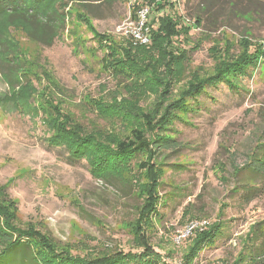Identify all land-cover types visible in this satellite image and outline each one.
Wrapping results in <instances>:
<instances>
[{"label":"rangeland","instance_id":"374dc122","mask_svg":"<svg viewBox=\"0 0 264 264\" xmlns=\"http://www.w3.org/2000/svg\"><path fill=\"white\" fill-rule=\"evenodd\" d=\"M170 1V13L190 23L199 14L203 21L189 41L179 42L168 68L165 31H157L154 46L135 43L126 20L128 0H47L32 15L0 13V198L10 201L24 227L48 235L53 248L82 258L136 252L127 223L137 217L141 199L135 191L148 178L134 162L118 158H103L96 168L97 155L88 148L69 160L66 145L73 137L58 127L61 110L86 133L115 141L130 127L149 129L142 114L165 93L166 80L162 103L178 98L194 72L210 73L222 49L239 54L236 36L264 42V0ZM156 15L162 11L149 12L148 19ZM27 16L36 24L29 26ZM30 27L46 34L47 42L29 36ZM260 55L251 76L241 78L243 90L223 82L206 87L197 112L173 124L179 146L158 154L157 174L164 182L159 195L168 199L145 234L158 254L137 257L143 264H183L187 237L216 221L224 235L212 246L204 243L192 264H233L250 247V225L264 221V167L257 172L247 166L251 158L264 161ZM170 69L173 78L166 76ZM250 187L255 190L244 192ZM201 221L206 223L182 238L187 225ZM257 261L264 264V247Z\"/></svg>","mask_w":264,"mask_h":264},{"label":"trees","instance_id":"16d2710c","mask_svg":"<svg viewBox=\"0 0 264 264\" xmlns=\"http://www.w3.org/2000/svg\"><path fill=\"white\" fill-rule=\"evenodd\" d=\"M46 1L0 0V13L19 14L21 11L22 14L32 15L29 12H34L33 9L37 10L39 4ZM146 2L150 6V12L155 11L159 13L162 11V15H156V19H154L156 16L149 19L151 26L150 43L154 46V42L158 36L157 31H165L167 37L166 47L168 49L166 52L169 57L166 63L168 68L170 61L177 56L174 51L180 48L179 42L189 41L190 31L193 27H201L203 18L199 14H196L194 15L193 22L190 23L184 16L170 13L169 10L173 8V3L170 0H147ZM138 7L139 4H136L133 8L135 10ZM36 21L37 19H29L27 16L26 22L29 26L34 22L36 24ZM215 29L213 28V30ZM31 31L32 28L29 31V36L33 39L47 42L48 38L46 34L39 36ZM245 35L236 36L235 39V44L241 49L239 54L234 55L231 49H222L224 51L223 54H219L213 60L214 67L210 73L202 76L200 71L194 72L191 76L195 80L191 82L190 86L183 93L179 94L178 98L169 102L167 101V103H162L163 98L161 97L168 94L167 88H169V84L166 80L164 82L165 93H162L163 95H156V102L148 111L142 114L143 122L149 124V129L142 130L138 127H130L128 133L121 138L119 137L117 140L109 143L104 142L99 137L86 133L83 126L74 120L75 118L71 113L63 112L61 110L63 109L61 99L55 103L60 108L63 116L59 121L58 127L64 130L67 129L66 132L70 130L73 137L66 145L69 151V155H67L69 160H71L72 156L85 154L84 151L88 148L94 150L97 155L94 161L96 168H100L103 164V158L108 162L118 158L123 160L124 163L134 162L137 170L147 173L146 184L142 188L140 187L138 191H135L136 195L141 199V204L137 207V217L127 223L133 240L138 243V250L136 252L117 250L107 253L102 252L92 258H82L74 256V254L72 255L64 247L53 248L51 243L53 241L48 235H42L36 229L24 227L23 223L17 220L16 211L15 209L13 211L11 208L12 204L10 201L0 198V264H143L142 259L137 257L158 254L152 250V246L148 240L149 237L145 235L152 225V218L155 215L160 216L158 206L166 203L168 199L159 195L160 188L164 182L157 174V170L162 164L160 163L158 154L164 150L178 148L179 143L174 136L176 131L172 129V126L176 120H183L188 113L197 112L196 109L199 107L197 100L206 92V87H215L223 82L228 83L231 88L244 89L241 78L245 75L251 76L252 69L258 66L260 54L264 53V47H261L264 45V42L262 44L255 43L248 38L249 36ZM111 40L108 39L107 41L110 42ZM135 43L145 45L138 42ZM3 46L4 43L0 39V49ZM159 73L160 71H158ZM166 76L173 78L171 69ZM55 86L60 92L62 91V88L58 84H55ZM51 102V100H48L46 104H50ZM170 129L172 131L167 135L165 130ZM55 141L59 142L57 139ZM180 166L179 164L171 165L175 170H179ZM247 166L250 170L261 172L264 167V161L251 158ZM253 190L255 188L250 187L244 192L249 193ZM172 195L174 194L172 193ZM173 197L172 199H174ZM224 232L225 228L220 221L212 223L211 226L195 229L190 237L186 239L187 244L184 249L183 264H192L193 257L197 255L202 245L206 243L205 245L212 246L219 237L224 235ZM246 237L251 241V243L249 242L250 247L245 251H241L233 264H259L257 259L263 250L264 239L259 243L256 242L258 239L264 238V221L261 222V225L260 223L250 225ZM251 238L252 240H250Z\"/></svg>","mask_w":264,"mask_h":264},{"label":"built area","instance_id":"2783aa9c","mask_svg":"<svg viewBox=\"0 0 264 264\" xmlns=\"http://www.w3.org/2000/svg\"><path fill=\"white\" fill-rule=\"evenodd\" d=\"M147 0H128V5L130 7L129 16L127 15V23L131 24L132 29L129 30V33L132 34L134 42L140 44H149L150 43V24L148 15L150 12V6L146 2ZM139 4V7L134 10V6ZM134 10V11H133ZM131 13V14H130ZM206 222L201 221L200 223H190L187 225V230L182 234V238L190 232L191 229L197 227L199 224L203 226Z\"/></svg>","mask_w":264,"mask_h":264}]
</instances>
